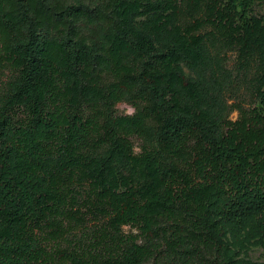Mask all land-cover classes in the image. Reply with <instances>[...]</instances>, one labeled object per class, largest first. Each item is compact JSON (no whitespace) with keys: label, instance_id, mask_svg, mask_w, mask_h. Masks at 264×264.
Instances as JSON below:
<instances>
[{"label":"trees","instance_id":"1","mask_svg":"<svg viewBox=\"0 0 264 264\" xmlns=\"http://www.w3.org/2000/svg\"><path fill=\"white\" fill-rule=\"evenodd\" d=\"M257 3L0 0V264H232L226 224L264 213ZM226 50L258 101L234 120Z\"/></svg>","mask_w":264,"mask_h":264},{"label":"rangeland","instance_id":"2","mask_svg":"<svg viewBox=\"0 0 264 264\" xmlns=\"http://www.w3.org/2000/svg\"><path fill=\"white\" fill-rule=\"evenodd\" d=\"M79 0H69L70 3H75ZM85 3H95L99 0H80ZM253 14L259 15L264 19V5L257 3L253 6ZM83 32L87 36L88 42H95L101 28L97 25L83 27ZM223 65L226 70L224 77V86L221 93V98L225 105L224 115L227 119L234 120L238 116L241 108H252L258 106V101L252 96L250 87V69H241L238 64L236 53L233 50H226L222 53ZM181 67L187 77H194V74L184 64ZM11 78L9 71L5 70L0 73V95L5 89L6 82ZM116 110L121 114H129L133 111V107L127 100L120 101L116 104ZM134 142V150L138 151L140 143H147L142 139L132 138ZM264 218V213H261L258 218H248L244 221L241 227L234 232L232 227L226 224L225 233L222 240L227 246V256L232 264H239L243 261L261 264L264 263V249L259 244V235L256 225L260 219ZM90 224L87 225L89 227ZM87 227L76 229L72 236L68 238H79L81 232ZM128 226H123V230L127 231ZM143 241V240H139ZM144 264H161L157 260H149Z\"/></svg>","mask_w":264,"mask_h":264}]
</instances>
